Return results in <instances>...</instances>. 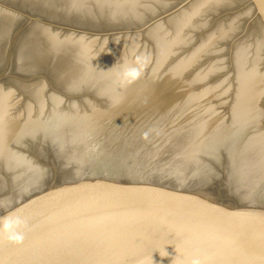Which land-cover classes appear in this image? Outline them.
<instances>
[{"label":"water","instance_id":"water-1","mask_svg":"<svg viewBox=\"0 0 264 264\" xmlns=\"http://www.w3.org/2000/svg\"><path fill=\"white\" fill-rule=\"evenodd\" d=\"M5 216L0 264H264V0H0Z\"/></svg>","mask_w":264,"mask_h":264},{"label":"clouds","instance_id":"clouds-1","mask_svg":"<svg viewBox=\"0 0 264 264\" xmlns=\"http://www.w3.org/2000/svg\"><path fill=\"white\" fill-rule=\"evenodd\" d=\"M122 74L126 80L131 81L139 76L140 70L137 67L127 66ZM29 230L30 224L26 218L5 216L0 219V239H6L11 244H22Z\"/></svg>","mask_w":264,"mask_h":264}]
</instances>
